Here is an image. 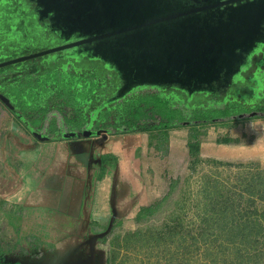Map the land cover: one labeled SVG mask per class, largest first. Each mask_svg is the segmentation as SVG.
Returning a JSON list of instances; mask_svg holds the SVG:
<instances>
[{
    "label": "rangeland",
    "instance_id": "obj_1",
    "mask_svg": "<svg viewBox=\"0 0 264 264\" xmlns=\"http://www.w3.org/2000/svg\"><path fill=\"white\" fill-rule=\"evenodd\" d=\"M14 1L16 5L10 6ZM14 1H0V62L52 48V42L40 37L37 23L31 19L22 22L25 17L22 11L24 0ZM263 47L251 55V67L241 70L227 91L226 99H218L214 105L200 93L182 101L185 94L178 90L169 89L163 95L154 89L143 88L133 91L128 99L105 106L101 112L102 103L120 85L116 73L98 60L88 62L82 57L65 58L55 63L51 55L34 60L38 64L37 71L31 61L0 69V73L7 74L11 79L10 84L0 87V93L11 99L14 107H19L18 111L24 115L29 113L30 117L34 115L36 118L47 115V121L42 123L43 130L48 127L53 129L58 124L67 128L72 126L79 131L87 126L89 118L94 121L92 128L101 132L123 128L155 129L158 124H168L170 104L175 109L173 116L177 121L183 120L181 122L192 125L196 123L193 118L197 117L206 127L220 121L223 111H227L231 116L224 120L236 130L264 120V64L260 62L263 61ZM258 65L259 71L256 69ZM30 84L34 86L30 87ZM138 96H145L146 103L156 104L162 100L164 104L167 103L166 108L158 105V111L152 113L150 105L144 108L140 103L139 110L131 103L138 101ZM41 99L45 101L40 104ZM99 105L101 114L94 115L91 110ZM41 107L42 113L38 111ZM131 107L134 110L129 112ZM182 108H186V111ZM252 112L257 115L248 117ZM132 113L136 115L131 117ZM242 114L246 116L239 118ZM211 118L214 120L211 121ZM216 124L214 126L218 127ZM202 128L200 131L204 132L205 127ZM176 177L173 189L154 217L143 220L118 219L106 234L96 235L98 231L92 234L97 238L95 241L91 239L92 249L95 243H100L98 251L107 259L112 246H115L117 262L122 264L234 262L236 253L234 247H230L232 238L224 234L230 228V214L243 218L240 223L249 222L245 229L247 232V226L257 224L258 218L264 226V201L259 200L264 193V156L245 160L202 157L197 162L191 159ZM222 215L227 218L224 219ZM164 225L171 227V233L155 242L151 236ZM8 239L6 232L0 229V264L42 263L38 257L24 252L25 249H21L22 252L18 241ZM233 240L238 243L254 242L264 252L263 233ZM248 254L250 258L255 256L253 251ZM261 256L263 259L258 257L252 264H264V254ZM102 264L105 263L102 261Z\"/></svg>",
    "mask_w": 264,
    "mask_h": 264
},
{
    "label": "crops",
    "instance_id": "obj_2",
    "mask_svg": "<svg viewBox=\"0 0 264 264\" xmlns=\"http://www.w3.org/2000/svg\"><path fill=\"white\" fill-rule=\"evenodd\" d=\"M27 114L28 124L50 140L35 139L0 102V229L41 264H106L100 243L92 249V234L105 233L118 219H135L142 209L163 200L192 159L187 146L192 128L186 122L104 131L105 140H65L61 133L75 127L55 124L43 130L47 115L38 119ZM214 123L204 132L202 126L195 128L199 158L264 156V120L236 130L225 120ZM223 138L239 142L221 143Z\"/></svg>",
    "mask_w": 264,
    "mask_h": 264
},
{
    "label": "water",
    "instance_id": "obj_3",
    "mask_svg": "<svg viewBox=\"0 0 264 264\" xmlns=\"http://www.w3.org/2000/svg\"><path fill=\"white\" fill-rule=\"evenodd\" d=\"M29 1L46 7L47 11L51 5L52 11H68L69 20L64 16L58 22L64 30L69 27V36L74 37L61 38L65 43L58 47L0 62V69L59 52L64 55L58 58L84 54L102 62L120 81L101 107L121 101L143 87L175 89L188 98L195 93L225 96L234 79L248 65L249 56L264 44V0ZM83 5L95 7L87 16L90 21L80 19ZM62 34L66 36V31ZM0 102L35 139L50 140L33 129L1 93ZM256 115L252 112L247 116ZM61 137L105 140L107 134L92 129L90 123L79 131H64Z\"/></svg>",
    "mask_w": 264,
    "mask_h": 264
},
{
    "label": "trees",
    "instance_id": "obj_4",
    "mask_svg": "<svg viewBox=\"0 0 264 264\" xmlns=\"http://www.w3.org/2000/svg\"><path fill=\"white\" fill-rule=\"evenodd\" d=\"M88 62H95L93 60H89ZM262 64H264V56H263V61H260ZM260 63V64H261ZM259 65H258V68L257 70L259 71ZM92 93V90L90 91ZM90 93V94H91ZM164 93V92H163ZM158 94V93H157ZM161 94V93H159ZM156 95V94H154ZM148 96V95H147ZM128 97V96H127ZM124 98V99H128V98ZM144 97L145 96H142V97H139L138 96V101H132V106L135 105V107L138 106V104L140 105V103L144 106V108H148L147 106L150 105V107H152L151 109V112L152 113H155V111H158V105H163V108H166V104L163 103V101H159L156 103V104H152V103H146L144 101ZM123 99V100H124ZM226 99V98H225ZM131 100V99H130ZM129 100V101H130ZM133 100V99H132ZM136 100V99H135ZM186 101V100H185ZM227 101V100H226ZM78 102V101H77ZM116 103V102H115ZM136 103V104H135ZM110 106V105H108ZM105 106L102 108H100V105L97 106V107H93L92 108V112L94 113V115H100L101 112H103L105 110ZM132 108V109H131ZM129 110V112H132L134 110V107H131ZM139 110H141V108L138 106L137 107ZM168 108L171 110V114L168 116L170 117V120L167 119L166 116L165 119L168 120L169 122V126H178V124L183 121V120H180V121H177L176 118L173 116V113H174V108H173V105H169ZM100 109L101 112H100ZM183 110V109H182ZM90 111V112H91ZM144 111V109H143ZM142 111V113H143ZM181 111V110H179ZM185 111H186V108H185ZM187 113V112H186ZM239 113V112H238ZM145 114V113H144ZM136 114L132 113V116L131 117H134ZM231 116L230 113H228L227 111H223V114L219 117L221 119H224L226 117H229ZM163 117V116H162ZM203 118V117H202ZM205 118V117H204ZM207 118V117H206ZM164 119V118H163ZM208 119V118H207ZM212 120H214L213 118H211ZM193 120L195 122H198L200 121L199 118L197 119L196 118H193ZM175 122V123H174ZM178 122V123H177ZM190 123V122H189ZM166 126V125H165ZM168 126V125H167ZM198 126H206L205 124L203 125V123H199V124H192L191 125V134H190V138H189V141H188V152H189V155L191 156V158L194 160V162L198 161L199 160V157H198V154H199V145H200V141H199V133L196 131V127ZM162 125H157L155 126L154 128L155 129H159L161 128ZM147 128H145L144 130H146ZM203 129V128H202ZM221 143H225V144H228V143H238L239 142V139H232V138H223L220 140ZM174 184L175 183H171L170 185V191L173 189L174 187ZM264 188V187H263ZM168 197L166 196L163 200H161L160 202L150 206V207H146L144 209H142L140 211V213L137 215V217L135 219L137 220H143V219H149V218H152L155 216L156 213L159 212L160 210V207H161V204L167 199ZM261 201H264V193H262L261 195V199H259ZM225 212V211H224ZM222 217L225 219L227 218L226 216L222 215ZM243 218H236L234 217L232 214H230V228L227 230V232H224V234L227 236L230 235V247H234L233 250L234 252L236 253V260H232V263L231 264H252L254 263V261L258 258V257H261L263 259V257L261 255L264 254L263 252V249L260 248L259 246H257L254 242H243V241H240L241 243H238L236 242L235 240L233 239H236L237 237H246V236H249V235H257V234H261L263 233V236H264V226H263V223H261V219H257V224L255 223H251V226H247L248 227V232L245 230L246 229V225H249V222H242L240 223V221H242ZM260 223H261V226H260ZM244 225V226H243ZM171 233V227L168 226V225H164L162 227V229L160 231H158L155 235L151 236L154 238L155 242L157 240V242L162 238H164V236L166 234H169ZM149 236V235H148ZM150 237V236H149ZM113 249H111V251L108 253V256H107V259H106V264H122V263H118L117 262V254H115V246H112ZM244 250V251H243ZM246 250V251H245ZM253 251L255 256L253 258H250L249 256V252ZM256 257V258H255Z\"/></svg>",
    "mask_w": 264,
    "mask_h": 264
},
{
    "label": "flooded vegetation",
    "instance_id": "obj_5",
    "mask_svg": "<svg viewBox=\"0 0 264 264\" xmlns=\"http://www.w3.org/2000/svg\"><path fill=\"white\" fill-rule=\"evenodd\" d=\"M14 1V0H13ZM17 2L19 1V0H16ZM66 0H64V2H65ZM72 2H74V1H72ZM24 3H25V7L22 9V11H23V16H25V17H23V19H22V22L24 23V22H26L28 19V21H30V19L31 20H33L35 23H37L38 24V27H39V29H40V31H41V34H40V37H42L43 39H46V40H49L50 42H52V44H51V46H52V48H54V47H58V46H60V45H62L63 43H65V42H63V39H61V38H63V37H70V38H73L74 36H69V35H71V32L69 31L70 29H69V27L68 28H66V30H64L62 27V25H61V23H60V21L58 22V18H60L61 20H62V18H64V16H66L67 17V20H69L68 18H69V16H67L68 14H70V13H68V11H64L63 13H60V12H57L56 10H54V11H52L53 10V7H52V5H51V7H50V10L49 11H47L46 10V7L45 8H43V7H41V6H37V3L35 2V1H33V2H30L29 0H24ZM9 5V4H8ZM11 5H16V2L14 1V3L12 2L11 4H10V6ZM51 11V12H50ZM79 11H82L81 12V14H79V16H80V19H83V20H86V21H90V19H88L87 18V16H90L92 13H93V11H95V7L94 6H88V5H83L82 7H81V10H79ZM39 12H41V13H39ZM45 12V13H44ZM63 16H62V15ZM66 14V15H65ZM71 16L73 17V18H76L74 15H72L71 14ZM65 31H66V36H64L63 34H62V32L63 33H65ZM68 42H72V39L71 40H69ZM262 46H264V44L263 45H259L258 46V48H257V50L258 49H260V47H262ZM263 49H264V47H263ZM262 49V50H263ZM261 50V51H262ZM255 52V51H254ZM260 53V52H259ZM258 53V54H259ZM253 54V53H252ZM251 54V55H252ZM257 54V55H258ZM62 55H64V52H59V53H57V54H55V55H51L53 58H52V60H53V62H55V63H57V62H59V61H61V60H65V58H71V59H74V58H80V57H82L81 59H83V60H93V61H96L95 59H90V58H88L87 56H85L84 54H82V55H80V56H67V57H65V56H63V57H61V58H58V56H62ZM251 55L249 56V59H250V57H251ZM255 58V57H254ZM36 60V59H35ZM31 62H33V68L34 69H36V71L38 70V64L34 61V60H30ZM67 62V61H66ZM100 64L102 63V62H100V61H98ZM252 64V63H251ZM102 65H104L103 63H102ZM256 65H257V63H256ZM247 67H251V65H250V62H249V60H248V65L245 67V68H247ZM258 68V67H257ZM256 68V69H257ZM248 70V69H247ZM36 71H35V73H36ZM37 74V73H36ZM4 76L3 77H1V80L0 81H2L1 83L3 84V85H5V84H7V83H9L10 84V82H11V79H10V77L7 75V76H5V74H3ZM251 79V78H250ZM233 84V83H232ZM30 87H33L34 86V84H30L29 85ZM231 87V86H230ZM229 87V88H230ZM143 88H149V87H143ZM143 88H138V89H143ZM138 89H136V90H138ZM136 90H134V91H136ZM169 90V89H168ZM229 90V89H228ZM227 90V91H228ZM163 92H166V91H163ZM227 93V92H226ZM200 94H203V96H205V97H208L209 98V101H211L212 102V104L214 105V104H216V103H218V99H221V98H223L222 100H225V98L227 97V96H220V94L219 93H215V94H206V93H200ZM185 98H187V96L185 95ZM191 98V97H190ZM189 98V99H190ZM10 101H11V99H10ZM16 108V107H15ZM16 110H18V109H16ZM220 119V121H222L221 120V118H219ZM206 121V120H205ZM211 121H213L212 119H211ZM92 122H94L93 121V119H91V118H89V120H88V124H90L91 123V125L93 124ZM88 124H87V126H88ZM93 129V128H92Z\"/></svg>",
    "mask_w": 264,
    "mask_h": 264
},
{
    "label": "clouds",
    "instance_id": "obj_6",
    "mask_svg": "<svg viewBox=\"0 0 264 264\" xmlns=\"http://www.w3.org/2000/svg\"><path fill=\"white\" fill-rule=\"evenodd\" d=\"M226 95H227V93H226ZM226 95H225V96H226Z\"/></svg>",
    "mask_w": 264,
    "mask_h": 264
}]
</instances>
